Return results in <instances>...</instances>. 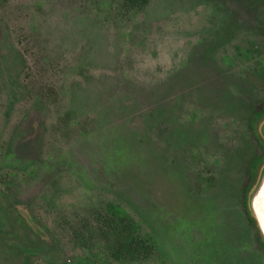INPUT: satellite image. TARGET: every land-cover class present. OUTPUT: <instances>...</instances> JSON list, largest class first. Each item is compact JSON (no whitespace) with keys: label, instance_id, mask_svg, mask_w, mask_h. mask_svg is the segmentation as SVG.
<instances>
[{"label":"rangeland","instance_id":"1","mask_svg":"<svg viewBox=\"0 0 264 264\" xmlns=\"http://www.w3.org/2000/svg\"><path fill=\"white\" fill-rule=\"evenodd\" d=\"M241 2L0 0V264H264L242 208L264 0ZM103 201L149 250L92 228Z\"/></svg>","mask_w":264,"mask_h":264},{"label":"trees","instance_id":"2","mask_svg":"<svg viewBox=\"0 0 264 264\" xmlns=\"http://www.w3.org/2000/svg\"><path fill=\"white\" fill-rule=\"evenodd\" d=\"M151 0H125V5L128 9H143L149 5ZM223 3H226L228 7L233 10L240 18H242V14L238 13L242 9L241 0H222ZM250 17V14H249ZM253 18L250 17L249 20ZM256 20H259L255 17ZM253 18V19H254ZM254 19V20H255ZM255 20V21H256ZM257 27L264 29V22L260 20L257 21ZM49 93L54 95L55 91L53 89L49 90ZM264 118V98L262 100L255 102L251 105L250 115L247 118V128L250 132L252 141L256 148L254 155L247 162L246 167V181L243 188V196H242V208L247 217L249 223L256 230L257 242L264 249V243L261 240V237L256 229V225L254 220L250 216L248 206H247V195L250 191L253 183L255 181L257 171L259 166L264 162V141L258 135L257 126L259 122ZM102 207L100 209L94 210L89 218L93 220L92 228L99 229L104 236H113L117 239H121V236L125 237V242H129L131 238L129 236H135L134 242H136V247L139 250H149L146 249V243L143 242V238L141 237L142 228L141 226L135 222L129 214L124 210L120 205L114 204L109 201H103L101 203ZM87 225V224H85ZM106 229V230H105ZM78 233H80L78 231ZM82 234V233H80ZM77 237H79L77 235ZM92 239H95L92 237Z\"/></svg>","mask_w":264,"mask_h":264},{"label":"water","instance_id":"3","mask_svg":"<svg viewBox=\"0 0 264 264\" xmlns=\"http://www.w3.org/2000/svg\"><path fill=\"white\" fill-rule=\"evenodd\" d=\"M257 132L264 141V118L259 122ZM247 206L264 243V162L259 166L253 186L248 192Z\"/></svg>","mask_w":264,"mask_h":264}]
</instances>
